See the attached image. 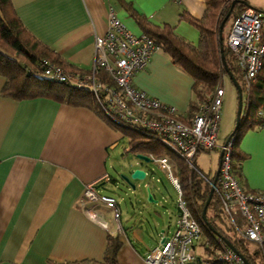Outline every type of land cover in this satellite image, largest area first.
<instances>
[{"label":"crops","instance_id":"0c3cea01","mask_svg":"<svg viewBox=\"0 0 264 264\" xmlns=\"http://www.w3.org/2000/svg\"><path fill=\"white\" fill-rule=\"evenodd\" d=\"M11 1L28 29L72 67L60 65L80 73L91 70L94 34L105 31L109 8L134 33L143 30L127 7L154 24L173 25L177 34L192 43H197L199 31L179 15L186 11L201 17L205 9L204 0ZM4 81L0 74V264L102 260L107 235L116 233V227L111 216L104 217L105 226L93 219L80 198L86 181L108 172L109 180L97 184L99 191V185L113 179L108 158L124 136L87 107L49 97L16 99L5 95ZM132 82L175 106L183 120L190 119L193 77L162 49L151 55ZM238 149L242 164L234 175L239 184L245 192L264 189V129L258 125L247 129ZM127 164L131 170L143 168L136 158ZM146 183L137 184L143 187ZM119 236L120 264H148L144 254L152 247L139 230L123 227ZM194 251L200 257L208 256L200 240Z\"/></svg>","mask_w":264,"mask_h":264},{"label":"built area","instance_id":"2783aa9c","mask_svg":"<svg viewBox=\"0 0 264 264\" xmlns=\"http://www.w3.org/2000/svg\"><path fill=\"white\" fill-rule=\"evenodd\" d=\"M106 29L94 34V58L88 73L66 70L60 64L43 59L39 75L45 78L89 87L105 114L119 123L137 126L144 132L155 135L168 149L176 151L187 166L199 173L213 188L226 218L237 236L255 244L264 243V189L245 192L232 169V145L234 136L225 138L219 145L222 150L219 173L214 180L203 174L196 166L195 156L200 150L218 147L217 131L221 118L224 94L221 77L212 94L204 100L189 120H183L175 106L137 88L133 75L144 68L151 55L161 46L144 32L134 33L119 19L112 8L106 14ZM264 10L246 7L231 22L226 43L233 53L239 68L244 94L253 83L262 67L264 58ZM105 70L115 85L102 82L97 77ZM256 115L258 126L264 129V105ZM161 169H165L177 190V206L174 230L163 236L159 245L149 248L144 258L148 264H244L240 254L227 244L214 248L211 255L200 257L194 251L201 237V227L182 193L178 175L168 154L154 156ZM109 180V173L86 181L81 204L88 214L106 225L104 211L111 210L117 231H123L120 223V208L114 196L97 191V184ZM219 243L221 238L216 235Z\"/></svg>","mask_w":264,"mask_h":264},{"label":"trees","instance_id":"16d2710c","mask_svg":"<svg viewBox=\"0 0 264 264\" xmlns=\"http://www.w3.org/2000/svg\"><path fill=\"white\" fill-rule=\"evenodd\" d=\"M204 2L205 9L201 17H195L186 11L179 15L181 19L191 23L199 31L197 43H192L177 34L173 25L154 24L135 11L133 7L126 6L143 32L161 46L175 65L193 77L192 88L195 97L189 103L190 118L198 110L200 104L212 94L219 78L225 73L224 62L242 85L234 55L223 41V31L228 26V32L235 16L250 5L246 0H204ZM224 18L223 26L220 28V23ZM44 58L61 64L66 69L72 67L66 64L51 46L28 29L16 13L11 0H0V74L5 79L2 93L16 99L49 97L70 105L87 107L110 127L127 137L128 146L124 147V150L133 154L140 152L154 156L168 154L178 175L182 193L189 206L194 207L193 214L199 221L201 236L205 234L207 237L205 241L201 237L199 240L205 246L208 255L213 253L214 248L225 246V240H229L245 256L249 264H264V243L261 245L254 243V247L250 248L247 244L250 241L237 236L232 227V232L228 230L225 225L226 215L215 193L212 194L207 205L206 219L201 218L200 213L210 185L199 173L191 170L176 151L168 149L152 133L149 134L137 126L110 119L89 87H79L40 76V63ZM97 77L104 83L115 85L112 77L103 69L98 71ZM244 97L245 103L242 106L240 123L226 136V138L234 136L231 160L232 157L241 156L238 143L243 133L260 123L256 111L264 105V58L256 82L245 91ZM119 235L120 231L114 234L108 233L102 260L81 259L62 264H120L117 258V252L121 246ZM216 235L221 238V243L217 241Z\"/></svg>","mask_w":264,"mask_h":264},{"label":"rangeland","instance_id":"374dc122","mask_svg":"<svg viewBox=\"0 0 264 264\" xmlns=\"http://www.w3.org/2000/svg\"><path fill=\"white\" fill-rule=\"evenodd\" d=\"M248 5L253 8L264 10V0H246ZM227 29L223 31V41L225 45L227 38ZM229 31V30H228ZM221 82L224 89L221 105V118L217 131V145L215 149L200 150L197 153L196 161L201 172L212 178L219 164V153L221 145L226 136L234 129L236 119V109L238 102L237 89L227 72L221 76ZM245 103V97H242V106ZM128 146L127 137H122L118 148L112 152L108 158V171L112 176V180L98 186L100 192L110 194L117 200L120 208V223L123 227L135 228L139 230L145 241L151 247L159 245L163 236L170 235L174 230V219L176 216L177 206V190L169 179L167 171L161 169L156 160L150 156V160L138 159L132 152L124 150ZM134 158L139 160V165L145 170V177L141 180L134 179L136 183L146 181L149 184V192L156 201L147 199L146 187L139 186L131 189L130 186L119 181V173H129L131 168L127 162ZM130 159V160H129ZM242 161L237 157H232V165L234 173L239 170ZM210 168V170H208ZM105 219L112 217L111 210L105 208ZM113 226L116 227L112 218ZM225 225L232 232V228L228 219H225ZM116 230V228H115ZM202 240L207 239L206 235L201 236ZM250 248L254 247L253 242L247 243Z\"/></svg>","mask_w":264,"mask_h":264},{"label":"water","instance_id":"95a60500","mask_svg":"<svg viewBox=\"0 0 264 264\" xmlns=\"http://www.w3.org/2000/svg\"><path fill=\"white\" fill-rule=\"evenodd\" d=\"M233 3H234V1L232 2V5H233ZM232 5H231V6H232ZM229 12H230V10L226 13L225 18L228 16ZM225 18L221 21V23H220V28L223 26V22H224ZM224 70H225V72H227V74L230 76L231 80L233 81V83H234V85H235V87H236V89H237V94H238V102H237V109H236V119H235V126H234V129H233V130H235V129L238 127L239 123H240V114H241V111H242V97H243L242 86H241L240 82H239V81H238V80L232 75V72L228 69V67H227V65H226L225 62H224ZM221 155H222V150H220V153H219V164H218V166H217V168H216V171H215V174H214V176H213V179H214V180L216 179V177H217V175H218V173H219V168H220V158H221ZM135 157L138 158V159H143V160H150V159H151L150 156H149L148 154L140 153V152L136 153V154H135ZM145 174H146V173H145V170H144V169H142V168H140V167H135V168L132 169L129 173H123V172H120V173H119V177H120V178H119V181H121V182H123L124 184L130 186L131 189L134 190V189L137 188V186L140 187V185H138V184L134 181V179H139V180H141V179H143V178L145 177ZM144 187H146V191H147V199H148L149 201H156V199L153 198L152 194L149 192V184L146 183V184L144 185ZM139 190H140V192H141V187L139 188ZM212 194H213V188L210 187L209 192H208V195H207V198H206V200H205V203H204V205H203V207H202V211H201V213H200L201 218H202L203 220L206 219V208H207V205H208V203H209V201H210V199H211V197H212ZM176 212H180V209H179L178 206H176ZM160 240H163V237H162ZM225 243H226L230 248H232L233 250L237 251V252L240 254V256H241V258H242L244 264H249V262L247 261V259L245 258V256L242 255V254L236 249V247H234V246L232 245V243L229 242V240H225Z\"/></svg>","mask_w":264,"mask_h":264}]
</instances>
